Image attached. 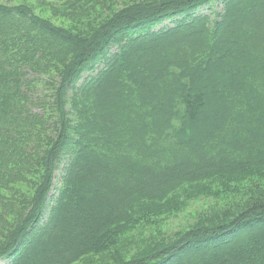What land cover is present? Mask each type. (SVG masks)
Listing matches in <instances>:
<instances>
[{
    "label": "trees",
    "instance_id": "1",
    "mask_svg": "<svg viewBox=\"0 0 264 264\" xmlns=\"http://www.w3.org/2000/svg\"><path fill=\"white\" fill-rule=\"evenodd\" d=\"M130 3L0 0V264H264V0Z\"/></svg>",
    "mask_w": 264,
    "mask_h": 264
},
{
    "label": "rangeland",
    "instance_id": "2",
    "mask_svg": "<svg viewBox=\"0 0 264 264\" xmlns=\"http://www.w3.org/2000/svg\"><path fill=\"white\" fill-rule=\"evenodd\" d=\"M117 1H120V2L123 1L125 3H130V2H133L136 0H117ZM138 1H140V0H138ZM45 16L46 15H44V17ZM46 17L47 18L50 17V14H47ZM53 21L57 24L63 23L62 20L54 19ZM63 24H65V26H66L67 22H64ZM59 175H60V172H56L55 184H57V185L59 182ZM204 207H205V203H194L192 206H190V208L185 213L179 214L178 216L171 218L168 222H166L165 229L169 232L184 230L188 224H190L194 221V217L196 216V214L200 210H202Z\"/></svg>",
    "mask_w": 264,
    "mask_h": 264
}]
</instances>
